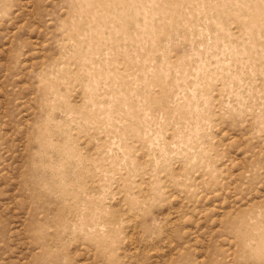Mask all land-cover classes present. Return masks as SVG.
Wrapping results in <instances>:
<instances>
[{
    "label": "rangeland",
    "instance_id": "1",
    "mask_svg": "<svg viewBox=\"0 0 264 264\" xmlns=\"http://www.w3.org/2000/svg\"><path fill=\"white\" fill-rule=\"evenodd\" d=\"M0 264H264V0H0Z\"/></svg>",
    "mask_w": 264,
    "mask_h": 264
}]
</instances>
